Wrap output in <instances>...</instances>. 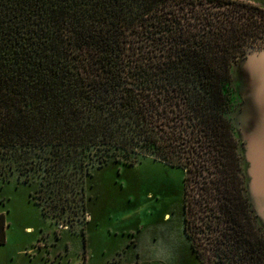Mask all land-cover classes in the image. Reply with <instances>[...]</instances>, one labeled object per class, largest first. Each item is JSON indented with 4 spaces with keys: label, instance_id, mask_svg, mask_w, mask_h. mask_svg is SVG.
<instances>
[{
    "label": "trees",
    "instance_id": "trees-1",
    "mask_svg": "<svg viewBox=\"0 0 264 264\" xmlns=\"http://www.w3.org/2000/svg\"><path fill=\"white\" fill-rule=\"evenodd\" d=\"M250 47L264 7L247 0H0V182L36 184L72 226L93 170L162 162L198 264H264L233 119Z\"/></svg>",
    "mask_w": 264,
    "mask_h": 264
},
{
    "label": "rangeland",
    "instance_id": "rangeland-1",
    "mask_svg": "<svg viewBox=\"0 0 264 264\" xmlns=\"http://www.w3.org/2000/svg\"><path fill=\"white\" fill-rule=\"evenodd\" d=\"M247 1L264 7V0ZM263 49L250 47L247 51L257 56L264 54ZM244 62L245 58L241 57L232 66L237 88L235 123L242 105L238 72ZM235 132L242 143L240 152L251 201V164L246 144L236 127ZM9 179L11 184L0 182V211L5 216V242L0 245V264L49 263H45V254L41 252L29 261V256L20 255L19 250H60L61 256L54 264H109L113 257L138 264H198L182 232L183 173L178 168L145 161L133 167L108 163L93 170L85 182V219L72 226L42 214L41 206L35 204L41 200L39 194L34 193L36 184L22 185L16 174ZM257 222L264 231V217L257 215ZM82 227L83 236L80 234ZM85 236L84 248L82 237ZM10 257L14 258L13 263L8 260ZM48 257L58 256L48 254Z\"/></svg>",
    "mask_w": 264,
    "mask_h": 264
},
{
    "label": "water",
    "instance_id": "water-1",
    "mask_svg": "<svg viewBox=\"0 0 264 264\" xmlns=\"http://www.w3.org/2000/svg\"><path fill=\"white\" fill-rule=\"evenodd\" d=\"M242 57L245 62L238 72L242 105L235 127L246 144L251 164L250 202L254 212L264 217V54L255 56L246 51Z\"/></svg>",
    "mask_w": 264,
    "mask_h": 264
},
{
    "label": "crops",
    "instance_id": "crops-1",
    "mask_svg": "<svg viewBox=\"0 0 264 264\" xmlns=\"http://www.w3.org/2000/svg\"><path fill=\"white\" fill-rule=\"evenodd\" d=\"M0 213H3L2 211H0ZM5 229V228H4ZM39 252H41V253H43V254H45L44 255V257H45V263H47L48 261H50L51 262V264H54L57 260H58V258H59V256H61V251L60 250H50L49 252L47 251V250H19L18 251V253L21 255V254H25L26 256H29V261H32L33 260V258L36 256V254L37 253H39ZM48 254H50V255H54V256H58L57 258H55V257H48ZM118 254H120V253H118ZM82 258H83V262L85 263L86 262V250H84L83 251V253H82ZM53 259V260H52ZM115 259H117V258H112L111 260H110V262H109V264L113 261V260H115ZM11 263H13V260H14V258H9L8 259ZM117 261L119 262V264H136V261L135 262H132V261H125V262H122V260H121V258H118L117 259ZM7 264V263H6Z\"/></svg>",
    "mask_w": 264,
    "mask_h": 264
},
{
    "label": "flooded vegetation",
    "instance_id": "flooded-vegetation-1",
    "mask_svg": "<svg viewBox=\"0 0 264 264\" xmlns=\"http://www.w3.org/2000/svg\"><path fill=\"white\" fill-rule=\"evenodd\" d=\"M183 226H184V218H183V213H182V232H183V234H184V230H183ZM83 229V230H82ZM82 229H81V231L82 232H80V234L83 236V234L82 233H85L84 232V227H82ZM82 240H83V244H84V248H85V246H86V236H85V238L83 239V237H82ZM67 249V248H66ZM84 250H86V249H84ZM83 250V251H84ZM193 254V253H192ZM194 255V254H193ZM137 256H138V254H137ZM195 257V256H194ZM50 258V257H49ZM196 259V258H195ZM196 261H197V259H196ZM49 263L48 264H51V262L50 261H48ZM197 263H198V261H197ZM110 264H119V262L117 261V259H115V260H113ZM136 264H138L137 263V261H136Z\"/></svg>",
    "mask_w": 264,
    "mask_h": 264
}]
</instances>
